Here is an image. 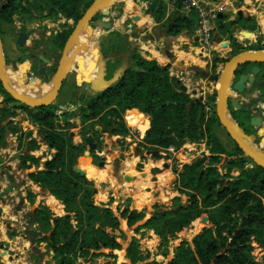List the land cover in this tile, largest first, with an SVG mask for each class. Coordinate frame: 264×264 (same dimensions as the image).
<instances>
[{
    "label": "trees",
    "instance_id": "obj_1",
    "mask_svg": "<svg viewBox=\"0 0 264 264\" xmlns=\"http://www.w3.org/2000/svg\"><path fill=\"white\" fill-rule=\"evenodd\" d=\"M13 1L0 0V20L8 19L15 12L17 5ZM90 1L23 0L22 4L18 2V5L24 11L43 12L49 17L61 14L76 20ZM154 1L152 12L159 14L163 11V3L161 0ZM234 17L236 20L240 19L236 15ZM221 18L223 17L215 18V25L210 31V40L215 42L221 40V35L216 30H223L227 24H233L235 21L231 18L219 24ZM167 19L169 25L166 27V33L176 34L181 30L193 32L192 18L178 9H174ZM247 28H254V24ZM69 32L67 29L54 34L52 44L54 48H61ZM228 36L230 45L237 47L233 54L240 51L241 45L237 44L235 37L232 34ZM130 57L132 65L121 69L108 86L85 98L84 102L91 110L89 114H93L95 106L112 105L111 102L115 99L121 111L139 113L130 120V124L136 126L140 133L148 125L147 117L141 112L149 115V126L143 136L145 142L177 146L185 139L190 141L203 139L207 151L200 152L191 161L181 164L179 184L190 190L186 193L187 204L176 202L165 210L152 212L133 228L134 231L142 226L151 225L156 234L175 237V232L186 226L198 211L216 207L217 210L208 216L210 225L202 226L190 240L181 239L165 264H259L251 254L253 248L251 242L264 247V204L260 197L264 194V170L252 163L234 143L231 142L229 147H225L216 134L214 125L217 120L212 111L214 88L206 98L207 102H211V110L207 114L204 103L191 98L188 92L181 90L179 81L168 74L167 67L135 52H132ZM215 60L216 58H213L212 62ZM249 63L255 64L246 62L234 72ZM256 64L263 65L262 62ZM210 78L215 82L216 74H212ZM0 90L3 94L0 105V141L7 131L17 130L10 116L14 114L12 107L20 108L33 123L43 127L44 140L55 149V153L44 160L43 168L28 172L27 175L43 187L52 182L51 193L61 201L64 211L70 214L50 216L46 207L42 205L35 209L34 212L38 213L35 218L40 225L39 231H45L49 227L48 218H51L48 235H40L36 240H46V245L52 250L55 264H80L78 261L80 256L101 253L95 251L99 248H117L119 243L115 235L106 228H116L118 216L124 218L126 225L130 226L143 217L142 210L123 206L116 216L110 207L94 204L92 194L95 187L92 180L74 168L76 156L84 148L83 142L70 143L66 133L56 128L53 121L56 114L53 105L49 103L27 107L16 102L9 106L8 102L14 99L1 86ZM110 107V112L117 113L116 108ZM230 113L236 118L232 108ZM83 133L81 132L82 139ZM24 156L21 157V162L26 157ZM246 162H251V165L245 166ZM234 170L235 174L232 173ZM31 230L24 227L25 232ZM133 241L134 238L128 243L125 256L130 261L142 260L144 255L140 254ZM40 254L34 247L29 257L36 259ZM137 264L156 262L147 260Z\"/></svg>",
    "mask_w": 264,
    "mask_h": 264
},
{
    "label": "crops",
    "instance_id": "obj_2",
    "mask_svg": "<svg viewBox=\"0 0 264 264\" xmlns=\"http://www.w3.org/2000/svg\"><path fill=\"white\" fill-rule=\"evenodd\" d=\"M147 1L149 0H115L107 7V13H99V18L89 21L83 36L86 37L88 35H93L95 37L92 43L95 50H97L95 61L99 62V65L96 63L97 68L94 70L90 68V60L92 58L91 55L83 52L79 47L72 66L69 67V69L63 75L56 95L58 94L59 89L62 87L67 93H71L72 88L75 87L92 88L94 87L93 81L95 80L103 81L111 79L109 82L110 84L112 81H114L121 69L132 65L133 62L130 55H123L116 60V62H119L120 65L123 63V66L117 68L118 70L114 71L111 76L107 77L105 75L107 74L106 72L108 63L113 57L112 51L114 48L112 47L111 49H108L106 44H103V41L100 43L99 36L114 29H117L122 36L124 34L127 35L126 37L130 39L128 44L129 50L134 48V50L137 51L140 56L146 59H154L159 65L167 66L169 73L177 79H181L185 76V72L188 70L186 65L190 64L191 62L198 63L195 62V60L200 62L202 61L204 63L206 62V59L202 58L197 53L198 50L195 52L194 48H197V45L191 43L196 41L194 32L189 33L186 30H181L176 34L166 33L167 45L165 48H163V50H161L160 43H162L161 39L164 34H160L158 37H155L153 29H155L156 25L166 19L168 15L177 8L174 5L167 4L165 0H161L163 3V11L159 14H153L152 10L155 3L152 6V9L147 11L145 9V4ZM213 1L215 8L218 7L219 4H223V8H219L215 12L216 15L219 13V17H223L220 19L219 24H222L223 20L230 19L235 15L240 18L239 21L251 19L254 23V28H245L246 30H249V34L242 36V40L247 42H253L258 39L259 41H264V0ZM142 9H145V11L142 12ZM238 11H240V15L237 14ZM107 22H109V25L105 26ZM214 22H216V19H214ZM91 23L93 24L91 27H89ZM121 28H123V30H121ZM239 29H242V27H238V30ZM216 31L221 35V30ZM13 38L14 37L12 36H7L5 38L0 37L2 57L5 64L8 66V74H10V70L15 68L19 73V75H16L23 79V82L29 89L24 93L28 96L36 98L39 101L46 97L50 92L51 77H43V75H48V66H44L46 62L43 63L40 58H38L37 53L40 52H37L36 59H38L44 66V71L41 73L42 77L40 76L41 74H38L40 76L38 77L39 88L32 89V83L37 77L36 73H30V70L32 69H23L21 67L24 58L21 60L22 63H19L18 52L16 49L17 46L15 43V38ZM221 39H224V37H221ZM242 40L240 42L243 43ZM219 43L220 42L217 44L221 45ZM118 44L119 43H117V45ZM117 45H115V47ZM214 45L216 46V42L211 40L209 47H214ZM225 45H227V43H225ZM106 52L109 54L107 55ZM41 54L51 60L53 63V57L46 55L43 51ZM56 61H58V58ZM176 63L180 65L181 68V70H178L177 72L172 69V67L175 68ZM41 64H36L34 68H37ZM261 70L262 78H264V66ZM178 73L183 75L178 76ZM27 76L28 79H26ZM251 81L245 82V91H247V88L251 86ZM261 82V85L264 86L263 80ZM21 88H23V86H21ZM205 89L208 90L207 87H199L197 89L198 95H203ZM256 90L257 94L260 95L262 91L259 90L258 87ZM234 92L235 94L233 97L237 95V92ZM248 92L251 91L248 90ZM244 96L248 97L249 95L244 94ZM77 103L78 101L72 103L71 105L68 104L67 107H74L77 105ZM14 111L18 113L12 115L10 119L17 127V130L14 131L15 133L7 131L4 134L3 140L0 141V156H2V161L0 162V264H55V260L52 257V250L46 245V240H36V237L40 235H48L51 225V218H48L49 227L45 231H39L38 229L40 225L38 220L35 218L38 213L34 211L42 205L46 207L50 216L66 215L70 213L64 211L61 201L53 193H51L50 190L48 191L46 189L47 186H41L39 182L32 180L27 175L28 172L43 168L44 160L50 158L51 155L55 153V149L46 142L50 154L48 152L45 155H42L41 150L44 149L45 142L42 141L43 139H40L39 135H37L35 132V127L37 128V124L33 123L28 118L24 110L20 108H14ZM58 111V109L54 110L55 113H58ZM87 121H89V119ZM83 124L84 123H76L74 126L66 129L67 138L70 143L78 144L82 142V135L81 131H79V127H81ZM93 125L95 127H99L100 122L95 120ZM57 126L58 125H56L57 129H61V127ZM132 126L136 128V126ZM28 131H30V133H27ZM88 134L92 136V139L85 143L82 153L76 156L74 166L77 164L83 168L81 160L87 159L88 163L91 165L89 170L92 167L94 170H96L93 177H88L85 175V173L83 174L87 179L94 180L93 183L95 191L92 194L93 203L97 205H106L115 211V205L121 201L122 198L130 197V206H132V203L133 207L136 209L146 206L149 196L145 195V193L146 191H148L147 193H150V187H152V191L159 187V185H157V182H159L157 177L146 173V170L142 171L143 174H137L130 171L134 164L132 161H130L132 156L128 154L127 157H123L120 160V155L122 156V154L119 155V149L117 146L112 145L110 147V151H105V149H107L109 146V137L106 136L105 133L98 136V142L91 133L86 132L85 136ZM117 136H119L118 133L112 135V137ZM25 139H31V141L34 143V146L29 148L28 145H26V142H24ZM98 143L101 146L100 150L96 149ZM35 144H37V146ZM92 144L95 145L93 149L89 148V145ZM89 150H96L97 152L101 150L104 151V162L102 165H98L92 161L89 156ZM4 153L7 155L3 156ZM15 153H17V157L12 159L8 157ZM22 156L25 157L23 162H21ZM116 156L119 159V164L115 169L112 161ZM134 161H136V159ZM7 164H9V168H6ZM6 170L8 171V174L11 175L10 180L5 175ZM96 174L97 176H95ZM125 174L129 177L124 178ZM162 177L165 176L163 175ZM8 184L11 185V189L6 192L5 187ZM109 196L111 197L110 201ZM116 198L117 201L115 202ZM150 211L151 210L149 209V212ZM122 221L125 224V221ZM124 224L119 222L118 230L122 232L123 236H127V238H129L132 234H134V232L123 228ZM24 227H27L28 229L31 228L32 230L30 232H25ZM191 227L192 225H190L188 228L190 229ZM135 235L136 234H134V236ZM115 239L119 243V246L117 248L108 250V253L114 254L111 259L115 263L123 261L125 264H128L129 259L125 256L127 243L122 244L119 240V236H115ZM155 240L156 238L152 232L145 231L144 236L141 235L139 237V248L148 250V248L155 245ZM34 247H36L41 253L39 258L36 259H34L32 256L29 257V253ZM101 264H104L103 261H101Z\"/></svg>",
    "mask_w": 264,
    "mask_h": 264
},
{
    "label": "rangeland",
    "instance_id": "obj_3",
    "mask_svg": "<svg viewBox=\"0 0 264 264\" xmlns=\"http://www.w3.org/2000/svg\"><path fill=\"white\" fill-rule=\"evenodd\" d=\"M20 2L22 4L23 0H14L13 3L17 5V9L13 14H11L8 19H1L0 20V29L2 30V37L5 38L7 36H12L15 38V34L19 30H23L27 33V39L22 45L16 44V49L18 52V61L19 63L22 60L21 56V50L23 49H29L31 52L37 53V52H44L46 55L53 57L54 61L51 65L45 63L44 66H48V75H43V77H51L53 74V71L55 69L57 58H59L60 55V49L54 48L53 39L54 34L60 30H71L74 22L76 20H73L71 17L66 18L62 16L61 14H57L54 17H49L44 15V13H37V12H31V11H24L20 8L18 5ZM119 2V1H118ZM100 14L99 12L95 15V19L99 18ZM231 19V18H230ZM232 20H235L233 24H227L226 27L220 31L221 37H224V39H221L216 42V46L209 47L206 46L205 48V55L202 56V58L206 59V62H200L196 61L198 63H190L186 65V68L188 70L185 72V76L181 79H177L179 83H182L186 86V92L189 93L190 97L199 100L201 103H204V110L207 114L210 113L211 110V102H207L206 98L208 95L211 94L213 88L215 87V82L212 81L210 76L212 74H217L222 68V64L225 61L226 58H228L230 55L233 54L234 49H237V47H233L230 45L229 36L232 34L235 39L239 38V41L237 44L241 45V50L245 49H257V48H247L249 46L258 45V49H264V41L255 40L253 42H247L242 40V36L245 34L241 33L242 31H249L247 27L251 24H254L251 19L246 20H236L235 17H232ZM93 23L89 25V27L92 26ZM169 25L168 19H164L162 22H160L158 25L155 26V29H153V33L155 34V37H158L160 34H164L162 37V43H160L161 50L166 47L167 45V37H166V27ZM238 27H242V29L238 30ZM128 28V27H127ZM126 28V29H127ZM246 28V29H245ZM97 33V32H96ZM247 35V34H246ZM127 35H121L117 29H114L110 32H106L102 35H100V43L103 41V44H106V47L108 49H113V57L111 61L108 63L107 67V74H105L107 77L111 76V74L118 70L117 68L123 66L121 63L116 62L118 58H120L123 55H131L132 52H135L138 54L137 51L132 48L131 50L128 49V44L130 39L126 37ZM13 38V39H14ZM191 40V38H190ZM243 41L240 42V41ZM220 41H225L227 45L221 46L217 43ZM158 42V41H157ZM117 43H119L117 45ZM159 43V42H158ZM191 43H194V45H197L196 41H193ZM220 44V43H219ZM63 45V44H62ZM115 45H117L115 47ZM62 47V46H61ZM105 47V49H106ZM122 49V50H121ZM195 52L198 50V47L194 48ZM108 55L109 53L106 52ZM204 54V53H202ZM115 57V58H114ZM114 58V60H113ZM123 58V57H122ZM213 58H216L214 62ZM33 63L32 67L34 68L36 64H41V62L36 59L35 56L32 58ZM193 60V59H192ZM115 61V63H114ZM22 63V62H21ZM44 63V62H43ZM251 64H248L245 66V71L247 73L249 72ZM264 65L260 64V70L257 71L253 75V84L251 87L247 88L250 90V94L248 97H245L244 94L240 96L239 93L235 97L234 90L232 89V86H230V96L227 101L226 109L229 112L230 116L233 118V116L230 113V108L234 111V115L236 118H233V120L238 123L240 128L246 133L250 134L253 137V146L254 148H261L264 149V144H261V140H264V86H262V70L261 68ZM5 67L8 68L7 64H5ZM167 67V66H165ZM15 69V68H13ZM172 69L177 72L178 70H181L180 65L176 63L175 68L172 67ZM167 72L170 76H173L169 73V69L167 67ZM171 72V71H170ZM18 73V71H17ZM34 73H36L34 71ZM19 75V73H18ZM183 75L181 73H178V76ZM36 78L42 77V74L39 76L36 73ZM19 77V76H18ZM28 79V76L26 77ZM236 80L235 78L233 81ZM232 81V82H233ZM259 81V82H258ZM258 82V83H256ZM232 84V83H231ZM264 84V83H263ZM0 86L2 87L1 83ZM259 87V90L262 92L260 95L257 94L256 87ZM100 87V86H99ZM199 87H207L208 90L205 89L203 95H198L197 89ZM3 88V87H2ZM195 88L194 93H190V89ZM247 90V91H248ZM71 93L65 92L64 88L62 87L59 89L58 94L55 95V97L52 98V101L50 102L53 105V109H58V113H56L53 117V121L57 127H61V129H58L60 132H64L67 135V128H70L71 126H74L76 123H84L81 127H79V131L83 133V145L87 143V140L85 139V133H91L94 135L96 141L98 142V136L105 133L106 136L109 137V146L105 151H110V147L113 145L117 146L119 149V155L120 160L123 157H127L128 154L132 156L131 160L133 164V168L135 166V162L137 160H140L142 164L144 165L141 167L138 171L135 169H131L130 171L134 173H141L142 171H145L146 173L150 174L151 176L154 175L157 177L159 182H157V187L155 190L152 191V187L149 188L150 193H147L146 191L145 195L149 196L148 203L146 206L137 208L141 209L143 213V217L139 220H136L132 225L128 226L126 223L124 224L122 220L125 221L124 218H121L118 216L119 209L123 206H128L129 209L134 208L133 206H130V197H124L121 201H119L115 205V211L113 213L118 216V226L119 222L121 224H124L123 228L126 230H131L136 234H132L129 238L127 236H123L122 232L118 230V226L116 228H106L108 232L113 233L115 236H119V240L122 244L128 243L131 241L132 238H134V245L137 247L141 255H144V258L142 260H136V261H128V264H137L138 262L142 261H149V260H155L156 264H165V262L172 256L174 247L179 243L181 239L190 240V238L197 233L202 226L210 225L208 222V216L214 213L217 208L216 207H207L205 210L198 211L196 216L186 225L183 226L180 230L175 232V237H164L161 235H158L154 232L153 227L151 225L149 226H142L138 228L137 231H134V227L138 224H140L145 218H147L152 212L155 211H161L169 208L171 204H174L176 202H179L181 204H187L188 202V193L190 190L187 188H184L179 184V171H181V164L183 162H189L191 161L195 156L199 155L200 152H207L206 151V145H204L203 139H198L195 141H190L185 139L181 144L174 146L173 144H169L167 146L165 145H158V144H151L144 141L143 136L146 131V129L149 126V115L145 112H142L143 115H145L148 119V125L144 129L143 132L140 133L135 127L132 126V123L130 124V120H132L136 114L139 113H130V111H121L120 106L116 103V100H112L111 104L108 106H95L93 109V114L90 113V109L85 104V98L87 96H93L99 91L96 87L95 88H83V87H75L72 88ZM207 91V92H206ZM201 93V91H200ZM3 94L0 90V103H2ZM231 98H237L236 103L233 105L230 103ZM215 99V95H214ZM77 105L67 107V105H71L72 103L77 102ZM17 101H10L8 102V105L15 104ZM212 111L214 113V100L212 102ZM238 105V106H237ZM245 105H247V108H244ZM117 109V113L110 112L111 107ZM13 112L17 114L18 112L14 111V108L12 107ZM250 115H259L261 117L260 123L258 125H251L248 123V117ZM12 117V116H10ZM247 118V119H246ZM55 119V120H54ZM89 119V121H87ZM95 120H98L100 122L99 127H95L93 124ZM43 127H39L37 125V128L35 127V132L37 135H39L40 139H43L45 143V147L43 150H41V154L45 155L49 152V149L47 147V143L44 140L43 134H42ZM214 130L216 134L220 137L225 147H229L231 145L230 138L226 135L224 130L216 123L214 125ZM103 131V132H101ZM15 133V132H14ZM118 133L119 136L112 137V135ZM26 145H28L29 148L34 146L33 141L31 139L26 140ZM37 146V144H35ZM97 146H100L99 143ZM172 146V149H169L168 147ZM101 147V146H100ZM133 150L137 151V154L134 153ZM87 151V150H86ZM82 153V152H81ZM50 154V152H49ZM104 151L101 150L99 152H94L89 150V156L92 159L94 163L97 162L99 158H103ZM102 156V157H99ZM136 159V161H134ZM83 165V170L87 171L88 177H93V175H90V164L88 163L87 159L81 160ZM114 163V168L116 169V166L119 164V159L117 156L112 161ZM163 162H167V166H162ZM150 165H154L160 168V170L156 173H150L148 168ZM245 166H250L251 162H246L244 164ZM233 174L236 173V170L232 171ZM164 175L165 177H162ZM92 182H94L93 179ZM94 184V183H93ZM151 185V184H150ZM261 200L264 204V194H261ZM111 197L109 196V201ZM117 201V198L115 202ZM157 204V206H152V204ZM150 207V208H149ZM149 209L151 210L149 212ZM95 225V224H93ZM192 225V227L189 229L188 227ZM182 230V232H181ZM145 231L152 232L156 238L155 245L143 250L142 248H139V237L142 235L144 236ZM119 232V233H114ZM180 239V240H179ZM175 242V243H174ZM141 244V243H140ZM174 244V245H173ZM253 248L251 250V254L254 256L256 260H258L259 264H264V247L258 246L257 243L251 242ZM108 248L104 249H97L96 252H101L97 254H86L85 256L78 257V261L80 264H101V261H103L104 264H115V262L111 259L112 256L106 255L108 253ZM112 260V261H111Z\"/></svg>",
    "mask_w": 264,
    "mask_h": 264
},
{
    "label": "water",
    "instance_id": "obj_4",
    "mask_svg": "<svg viewBox=\"0 0 264 264\" xmlns=\"http://www.w3.org/2000/svg\"><path fill=\"white\" fill-rule=\"evenodd\" d=\"M115 0H91L88 5L84 8L81 15L76 19L74 22L69 34L67 35L66 39L63 42V45L60 50V55L58 58V61L56 63L55 69L53 71V74L51 76V84H50V92L47 94L46 97H44L41 100H37L36 98L32 96H28L24 92H17L15 91L7 82H11L15 86H22L25 83L23 82V79L18 77L17 70L12 69L10 70V74H4V59L2 57L1 52V45H0V83L3 87V89L17 102L22 103L25 106L29 107H35V106H42L47 105L52 101V98L55 97L57 90L59 88V85L61 83V80L63 78L64 73L69 69V67L72 66L73 60L75 58V55L78 53L79 47L81 50L87 54L91 55L90 60V68L93 70L97 68V64L99 65V62H96V56H97V50H95L93 45L94 36L88 35L84 37V32L88 26L89 21H91L92 16L95 13H107V7ZM154 0H149L145 4V9L147 11H150L152 9V6L154 5ZM145 9H142L141 11L144 12ZM238 15H240V11L237 12ZM135 17V16H134ZM216 17H219V13H217ZM109 22L105 24V26H108ZM123 30V28H121ZM242 34L244 33L249 34L248 31H242ZM27 37V34L23 30H19L16 32L15 36V43L17 45H22L25 42V39ZM236 41H239V38H236ZM225 41H220L221 45H225ZM78 47V48H77ZM26 53V51H25ZM38 58L42 62H46L48 64H52L51 60L44 57L41 53H37ZM246 62H262L264 65V49H245L240 50L232 55H230L228 58L225 59V61L222 64L221 70L217 74L216 84L214 87L215 92V99H214V115L216 117L218 125L224 130L226 135L230 138L231 142L234 143L240 150H242L243 154L247 156L252 163L258 165L262 170H264V149L261 148H254L253 146V137L250 134H246L239 125L233 120V118L230 116L229 112L226 109L227 101L229 99L230 94V86H232V89L236 92H241L244 90V84L247 81L252 80V75H254L258 71V66L253 64L250 67V74L241 73L238 75L236 80L233 81V72L234 70L246 63ZM97 63V64H96ZM29 60L28 58H25L22 63V68H28L29 67ZM163 67H165L163 65ZM36 73L41 74L44 71V66L41 64L36 68ZM9 77V78H8ZM95 80V79H94ZM109 80H103L93 81L94 87L98 90L103 89L104 87L108 86ZM233 81V82H232ZM232 83V84H231ZM100 86V87H99ZM180 89L186 91V86L182 83L179 84ZM38 89L39 88V78H36L34 82L32 83V89ZM195 88L190 89V93H194ZM246 95H249V93H245ZM231 104L236 103V99L230 100ZM238 106V105H237ZM244 108H247V105H245ZM261 117L259 115H250L248 119V123L253 125H258L260 123ZM27 133H30L28 131ZM86 140L89 141L92 139V136L90 134L86 135ZM101 140V139H100ZM95 145H89V148L94 147ZM7 154L4 153L3 156H6ZM10 159L17 157V153L8 156ZM2 161V156H0V162ZM103 158H99L96 162L98 165L103 164ZM142 166V162L140 160H137L135 162L134 168L136 170H139ZM162 166H167V162H163ZM6 168H9V164L6 165ZM75 170L80 173L84 174L83 168L78 166L77 164L74 166ZM150 173H155L160 170L157 166H149L148 168ZM140 171V170H139ZM140 174H143L141 172ZM5 175L10 180L11 175L8 174V171H5ZM128 175H124V178H128ZM53 187V183L51 182L46 189L49 191ZM11 189V185L8 184L5 187V191H9ZM133 206V203L131 204ZM264 258V256H262Z\"/></svg>",
    "mask_w": 264,
    "mask_h": 264
},
{
    "label": "built area",
    "instance_id": "obj_5",
    "mask_svg": "<svg viewBox=\"0 0 264 264\" xmlns=\"http://www.w3.org/2000/svg\"><path fill=\"white\" fill-rule=\"evenodd\" d=\"M167 4L174 5L176 8L188 15L193 20L195 40L197 42L198 54L205 55V48L210 43V31L214 27L216 10L223 8L219 4L215 8L213 0H165ZM201 49V50H200ZM204 53V54H202ZM172 149V146L168 147Z\"/></svg>",
    "mask_w": 264,
    "mask_h": 264
},
{
    "label": "flooded vegetation",
    "instance_id": "obj_6",
    "mask_svg": "<svg viewBox=\"0 0 264 264\" xmlns=\"http://www.w3.org/2000/svg\"><path fill=\"white\" fill-rule=\"evenodd\" d=\"M27 34V33H26ZM0 37H2V30L0 29ZM25 51H26V53H25ZM23 55V56H22ZM21 56H22V59L24 58H28V60H29V62H30V64H29V69H32V70H30V73H33L34 71H35V69L36 68H33L32 67V63H33V60H32V58H33V56H35L36 57V53H34V52H31V50H29V49H23V50H21ZM249 64H251V63H249ZM253 64H251L250 65V67L252 66ZM255 65H257L258 66V71L260 70V64H256L255 63ZM32 67V68H31ZM239 67V66H238ZM237 67V68H238ZM236 68V69H237ZM245 66L244 67H242V68H240V70H238L236 73L235 72H233V79L235 78H237L238 77V75L239 74H241V73H246V74H250V73H247L246 71H245ZM235 69V70H236ZM262 69V68H261ZM234 70V71H235ZM240 71V72H239ZM36 72V71H35ZM249 72H250V68H249ZM258 73V72H257ZM29 75V74H28ZM253 76V75H252ZM262 79H264V78H262ZM259 82V81H258ZM258 82H256V83H258ZM263 82H264V80H263ZM253 84V79H252V81H251V85ZM251 87V86H250ZM258 87V86H257ZM256 87V88H257ZM258 89H259V87H258ZM248 91H245V90H243V91H241V92H237V93H239L240 95H242V94H245V93H247ZM249 94H250V92H248ZM96 149H99L100 150V146H97V148ZM93 151V150H92ZM136 151V150H135ZM94 152H96V150L94 151ZM137 152V151H136ZM99 157H102V156H99ZM113 166H114V163H113Z\"/></svg>",
    "mask_w": 264,
    "mask_h": 264
},
{
    "label": "bare ground",
    "instance_id": "obj_7",
    "mask_svg": "<svg viewBox=\"0 0 264 264\" xmlns=\"http://www.w3.org/2000/svg\"><path fill=\"white\" fill-rule=\"evenodd\" d=\"M4 74H7L8 75V71H7V68L6 67H4ZM18 74V73H17ZM9 78V77H8ZM15 91H17V92H27V90H29L28 89V87L24 84V85H22L23 86V88H21V86H15V85H13L11 82H7ZM261 144H264V140H261ZM134 151V153L135 154H137V152L135 151V150H133ZM121 156V155H120ZM144 165L142 164V166L141 167H143ZM146 170V169H145ZM95 171L96 170H94L93 169V167L90 169V175H94L95 174ZM84 173H85V175L86 176H89L88 175V173H87V171H86V169H85V171H84ZM95 176H97V174L95 175ZM138 182V181H137Z\"/></svg>",
    "mask_w": 264,
    "mask_h": 264
}]
</instances>
